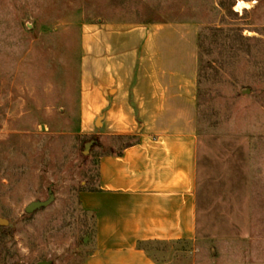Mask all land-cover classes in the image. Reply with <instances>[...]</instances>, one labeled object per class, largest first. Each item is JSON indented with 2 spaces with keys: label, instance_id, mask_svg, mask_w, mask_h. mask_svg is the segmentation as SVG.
Listing matches in <instances>:
<instances>
[{
  "label": "rangeland",
  "instance_id": "rangeland-1",
  "mask_svg": "<svg viewBox=\"0 0 264 264\" xmlns=\"http://www.w3.org/2000/svg\"><path fill=\"white\" fill-rule=\"evenodd\" d=\"M99 21L171 25L197 41L199 232L151 243V254L264 264V0H0V218L14 231L13 264H82L93 253L79 194L97 178L100 148L81 143L96 135L83 125L84 36ZM50 191V205L26 211Z\"/></svg>",
  "mask_w": 264,
  "mask_h": 264
},
{
  "label": "crops",
  "instance_id": "crops-1",
  "mask_svg": "<svg viewBox=\"0 0 264 264\" xmlns=\"http://www.w3.org/2000/svg\"><path fill=\"white\" fill-rule=\"evenodd\" d=\"M176 31L154 23L86 24L84 132L138 141L122 153L98 151L95 183L79 194L97 222L95 248L82 264H171L148 246L197 238V41Z\"/></svg>",
  "mask_w": 264,
  "mask_h": 264
},
{
  "label": "trees",
  "instance_id": "trees-1",
  "mask_svg": "<svg viewBox=\"0 0 264 264\" xmlns=\"http://www.w3.org/2000/svg\"><path fill=\"white\" fill-rule=\"evenodd\" d=\"M202 38V37H201ZM204 87L202 85H199L198 90H197V96H198V104H202L203 97H204ZM126 136H116V139H125ZM133 137L134 141L129 142L123 145L122 149L118 151V153H122L123 149L126 148L127 146L135 144L138 139L136 136H127ZM94 140L95 143L93 145L92 149H98V148H108L107 145L102 140V137L99 135H85L82 139L81 143V150L84 151L86 144L89 143L90 141ZM90 189V188H85L83 190ZM82 191V190H81ZM82 206V205H81ZM83 209V208H82ZM85 214L91 216V222L89 225L88 230L86 233L89 236H96V229H97V222H96V216L94 213H91L85 209H83ZM15 237H14V231L11 225H3L0 224V264H13L15 260ZM147 247V246H145ZM95 248V247H94ZM92 254V253H91ZM90 256V254H89Z\"/></svg>",
  "mask_w": 264,
  "mask_h": 264
},
{
  "label": "water",
  "instance_id": "water-1",
  "mask_svg": "<svg viewBox=\"0 0 264 264\" xmlns=\"http://www.w3.org/2000/svg\"><path fill=\"white\" fill-rule=\"evenodd\" d=\"M94 143H95L94 140H92L89 143H87L86 147H85V150H84V153H89L90 149L94 145ZM54 198H55V195L50 191V198L48 200H45V201H41V200L33 201L26 207V211L28 213H34L38 209H41L43 207H46V206L50 205L52 203V201L54 200ZM0 224L9 225L8 224V220L1 219V218H0ZM38 264H47V262L42 261V262H39Z\"/></svg>",
  "mask_w": 264,
  "mask_h": 264
}]
</instances>
